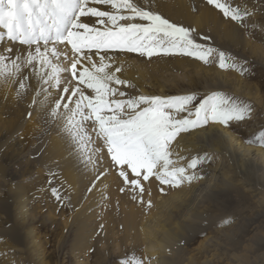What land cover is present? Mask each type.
<instances>
[{"label":"bare ground","instance_id":"bare-ground-1","mask_svg":"<svg viewBox=\"0 0 264 264\" xmlns=\"http://www.w3.org/2000/svg\"><path fill=\"white\" fill-rule=\"evenodd\" d=\"M151 1L152 9L164 18L195 29L194 37L204 46L230 53L239 49L258 53V47L251 48L247 35L255 32L264 37V0H235L249 12L239 22L226 18L207 0ZM89 6L110 10L105 5ZM257 14L263 16L260 24L254 26L253 17ZM81 20L101 30L110 26L96 24L97 17L93 16ZM121 23L146 21L137 19ZM2 46L13 48V58L16 50L21 54L32 50L19 43L8 42ZM57 47L66 51L68 59L60 57L53 62L68 67L74 55L67 49L71 47ZM89 54L97 57L95 52ZM100 55H105L104 51ZM106 55L113 64L109 71L120 67L122 70L116 75L128 81L127 88L114 86L125 93L116 96L120 100L141 95L152 97L147 83L153 81L163 89L158 96L166 98V87L171 88L166 86V79L188 67L197 68L195 70L201 74L198 62L178 57L179 53L161 52L149 57L126 50H108ZM237 56L231 55L232 58ZM17 62L21 64L19 72L12 68L15 75L0 76V264H51L49 241L41 236L36 223L41 214L43 221L55 231L58 242L69 236L72 238L74 264H103V255L107 259L111 248L124 251L127 247L138 250L145 258L142 264H177L185 250L183 245L197 232L207 231L208 225L211 228L212 218L217 216L227 221L213 227L211 233H215L217 243L240 246V252L233 258L242 263L264 262V252H261L264 224L259 226V221L252 218V222L245 224L246 232L251 233L246 237L241 220H249V217L241 219L237 208L238 213L228 214L233 204L243 205L249 200L256 205L262 220L257 219L264 220V149L248 144L225 123L209 120L204 127L180 131L170 145L177 154L172 157L177 160V166L185 165L194 156L202 157L200 170L188 169V174L195 178L173 187L161 184L153 176L144 180L141 175L138 177L144 189L141 193L119 175L123 170L129 180L137 178L126 166L119 167L112 162L102 139L90 132L89 146L81 151L64 131L65 121L60 113L66 110L61 107L55 117L51 115L55 100L67 95L62 92V86L52 87L51 83L39 81L31 66L25 67L22 60ZM86 66L90 65L86 63ZM145 72L150 80H145ZM60 75L62 85L68 84L65 73ZM202 80L205 94L215 84L234 90L242 87L239 80L222 76V73L214 82L209 75H204ZM21 83L25 85L23 88ZM189 112L187 108L177 113V118L188 116ZM256 168L261 171L258 176L252 175ZM238 174L242 179L235 178ZM35 178H41V189L35 190L32 186ZM52 187L58 190L60 199L53 196ZM212 199H219L221 206L217 208V216L211 218L203 215L202 208L210 209ZM194 259V255L189 256V260Z\"/></svg>","mask_w":264,"mask_h":264},{"label":"snow or ice","instance_id":"snow-or-ice-1","mask_svg":"<svg viewBox=\"0 0 264 264\" xmlns=\"http://www.w3.org/2000/svg\"><path fill=\"white\" fill-rule=\"evenodd\" d=\"M207 3L237 22L249 14L246 6L235 0H207ZM90 4L105 5L110 10H100ZM87 16L97 17L96 24L110 26L103 30L90 26L81 20ZM137 19L146 23H121ZM194 32L195 29L173 23L153 10L151 0H0V76L15 75L12 68L19 72L21 64L17 61H24V66H31L39 81L51 83L52 87L62 86V92L67 95L55 100L51 115L55 117L61 107L66 110L60 113L65 121L64 131L81 151L89 146L85 124L91 121L114 163L126 166L137 177L129 180L126 171L121 170L119 175L126 184L142 193L144 189L138 177L143 175L144 180L153 176L161 184L178 187L185 180L195 178L188 174V169H195L202 157L194 156L185 165L177 166V160L172 158L177 154L170 148L176 135L209 120L221 123L241 120L250 112L249 104L240 98L212 93L200 102L194 113L178 119L177 113L187 111L193 95L116 99L125 93L113 85H127L128 81L116 75L122 70L120 67L109 71L113 64L106 54L108 50H126L149 57L161 52L179 53L209 63L215 52L220 68H237L230 54L198 43ZM8 42L26 45L32 50L24 54L16 50L13 58V48L2 46ZM64 44L74 54L68 67L53 62L60 57L68 59L67 53L57 47ZM92 50H96L98 64L89 54ZM101 50L105 55H100ZM83 61L90 66H85ZM61 73H70L78 83L62 85ZM24 86L20 84L21 88ZM193 115L195 118L190 119ZM254 140L264 146V130ZM51 192L60 199L56 188ZM135 264L142 261L136 260Z\"/></svg>","mask_w":264,"mask_h":264},{"label":"rangeland","instance_id":"rangeland-1","mask_svg":"<svg viewBox=\"0 0 264 264\" xmlns=\"http://www.w3.org/2000/svg\"><path fill=\"white\" fill-rule=\"evenodd\" d=\"M261 16H263V14L261 15L257 14L256 16L253 17L254 26H258L260 24V21L262 20ZM247 39L250 40L252 43L251 48H253V46L258 47L257 54L251 53L249 49H247L245 52H243L241 49L233 53L225 51L230 55L233 54L238 55L236 58H232L231 61L232 63L237 64V68H232V67L220 68L215 59V52L213 53V56L209 58L210 60L209 63H205L195 57L179 54L178 57H187L189 59L198 62L199 67H201L200 68L201 74L197 73V71L195 70L197 68L188 67L186 70L188 71L187 74L186 71L179 72L176 74L175 77L166 79L165 82L166 86H170L171 88L166 87L165 93H167L168 97H180L189 94L193 95L194 99L189 105H187V108L191 110V112L193 113L195 108L200 104V102L205 100L212 93H222L233 98H240L241 100L249 104L250 112H248L245 118L241 120L233 119L225 124L226 126H229L234 133L241 136V139L246 141L248 144L256 148L264 149V146H261L258 140H254V137L262 130H264V37L263 36L261 37L260 34L254 32L247 35ZM64 46L65 48H67L66 44H64ZM67 49L71 51V48L68 47ZM214 49L222 50L218 47H215ZM92 52H96V50H92ZM116 53H120V52H116ZM92 60L97 64L99 63L98 56L94 57V55H92ZM106 62L108 61L106 60ZM83 63L85 64V66L86 63L88 64L87 61H83ZM77 67L79 69L80 65H78ZM221 73L222 76H226L228 78H235L236 81L239 80L238 82L241 83L242 85L241 89H238V87H236V90H234L223 87L222 85L215 84L213 87L209 88L208 92L205 94L204 93L205 88L203 86L204 81L202 80L203 76L204 75L211 76L214 82V79L216 77H219ZM118 77L120 78V76ZM64 78L65 81L68 83L67 85L69 86H74L76 83H78L77 81L72 80L70 73H65ZM144 78L145 80H150L149 75L146 72ZM153 84L157 86H152ZM113 86H119L121 89L129 87L128 85L124 86L123 84L113 85ZM153 87H157V88H153ZM81 88H83V85H81ZM147 89L149 90L152 96H158L162 94L160 89L163 90L158 86V83L155 81H153L151 84L147 83ZM205 124L206 123H201L198 126L193 127V129L197 127H204ZM85 127L87 129L88 135L90 132L96 134V132L94 131L95 126L92 124L91 121L86 122ZM106 154L109 157H111L108 152ZM112 162L114 163L113 160ZM119 167H125V166L119 165ZM200 168H201V163L199 162L194 170H200ZM260 173L261 171L258 168H256V172L254 173L252 172V175L254 174L257 175ZM235 178L242 179L240 174H238V176ZM31 184L36 190V189H41L43 183L41 181V178H35V180H33ZM245 202H243L244 206L242 205V203L240 204L239 202L235 205L233 204L234 207L232 206L231 210H228V214L236 213L237 209H239L238 212L240 213L241 219L242 217L245 216L249 217V220H247L248 218H246V221H244L245 218L244 220L243 219L241 220L242 221L241 225L245 227L244 231L247 234L246 237H249L251 233L246 232V230L248 229L246 228L247 226L245 224L248 225L250 221L252 222V218H253L256 221H259L260 224L258 222V225L261 226L264 224L262 223L264 222V220L262 222L260 221L262 219L261 216L256 212L257 210L256 205L249 202V200H246ZM209 204L212 205L210 209H207L205 207L202 208L203 215L211 218L217 216V208L221 206L220 200L212 199ZM233 209H235V211ZM249 213L250 216L248 215ZM40 217L41 218L38 217V221L36 223L39 226L41 236L44 239L47 238V240L49 241V245H48L49 254H50L49 261L51 262V264H74L76 261L72 256V250H71L72 238L69 236L65 240L58 242V236H56L55 231L51 230L50 225L47 224V222L43 221L42 214L40 215ZM257 218H259L260 220ZM212 220H213L211 222L212 224H210L211 228L208 225L205 228L207 229V231L204 230L205 232L203 231L201 233L197 232L194 236H192V238L188 239V241L183 245V247H185L183 249L185 250H182V253L180 254L182 256L181 260H179L177 264L179 263L180 264H245L242 263V261H239V259L237 260V258L235 257L233 258L235 254H238V252H240L238 251L239 249H241L240 246L237 247L232 246L230 244H226L227 242H222V241L220 243L219 242L217 243V241L215 240L216 238L214 239L215 233H211L213 232V227L215 228L220 224L224 223V217L217 216L214 219L212 218ZM122 250L123 249L113 250L111 248L110 255L108 256L107 259H104V255H103L102 263L103 264H135L136 260L145 259L142 255H140L137 252L138 250L137 251H134L133 249L131 250L130 247H127L126 249H124V251ZM261 252L262 253L264 252V248ZM191 255L195 256L194 260H189V256ZM92 264H99V263L93 262ZM260 264H264V262H261Z\"/></svg>","mask_w":264,"mask_h":264}]
</instances>
